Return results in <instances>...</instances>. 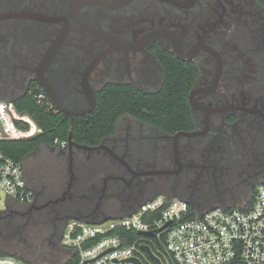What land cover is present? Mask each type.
<instances>
[{
	"label": "flooded vegetation",
	"instance_id": "af4514ba",
	"mask_svg": "<svg viewBox=\"0 0 264 264\" xmlns=\"http://www.w3.org/2000/svg\"><path fill=\"white\" fill-rule=\"evenodd\" d=\"M169 61L190 71L192 122L170 132L124 114L97 143L40 144L25 159L34 202L0 208L12 234L21 223L41 227L43 239L68 254L61 236L71 218L126 215L159 194L200 211L251 203L264 181V6L0 0V99L14 102L35 87L71 121V113L93 112L108 84L160 93ZM31 158L42 161L35 171Z\"/></svg>",
	"mask_w": 264,
	"mask_h": 264
},
{
	"label": "built area",
	"instance_id": "2783aa9c",
	"mask_svg": "<svg viewBox=\"0 0 264 264\" xmlns=\"http://www.w3.org/2000/svg\"><path fill=\"white\" fill-rule=\"evenodd\" d=\"M39 101L48 99L45 92ZM50 107V100L48 99ZM29 124L28 130L13 126ZM0 141L35 136L41 132L13 101L0 99ZM34 132L33 134H31ZM0 189L24 204H32L35 190L28 182L24 164L0 150ZM152 232L126 243L120 230ZM147 244L160 263L141 248ZM61 245L78 264H264V181L251 203L236 207L215 206L200 211L185 200L163 194L144 201L133 212L87 222L71 218L64 226ZM155 248V250H154ZM0 264H31L14 255H0Z\"/></svg>",
	"mask_w": 264,
	"mask_h": 264
},
{
	"label": "trees",
	"instance_id": "16d2710c",
	"mask_svg": "<svg viewBox=\"0 0 264 264\" xmlns=\"http://www.w3.org/2000/svg\"><path fill=\"white\" fill-rule=\"evenodd\" d=\"M259 2L264 6V0H259ZM164 70V88L157 94L143 93L132 85L108 84L98 94L96 109L90 114L75 117L73 127H71L70 116L63 113L57 114L49 106L48 99L39 101L37 95L43 90L33 87L32 92L15 100L14 105L20 114L30 116L41 132L28 138L1 140L0 150L13 159L23 162L25 168L27 155L40 144L68 141L70 132H72L74 141L97 143L103 137L114 133L118 119L124 114H131L167 131L174 132L192 122L188 104V92L192 77L188 69L176 64L175 61L167 62L164 65ZM13 126L29 129V124L23 121H15ZM28 182L34 190L37 189L29 179ZM119 233L126 243L142 237L137 231L123 229ZM30 238L32 241L44 244L40 247L41 249L47 248L48 241L39 237ZM50 246L53 247L51 244ZM40 248L36 250L43 253ZM2 254L14 255L31 264H44L43 262H30L18 253L0 251V255ZM66 256L68 259L61 264H78L76 256H71L69 253Z\"/></svg>",
	"mask_w": 264,
	"mask_h": 264
},
{
	"label": "rangeland",
	"instance_id": "374dc122",
	"mask_svg": "<svg viewBox=\"0 0 264 264\" xmlns=\"http://www.w3.org/2000/svg\"><path fill=\"white\" fill-rule=\"evenodd\" d=\"M30 128V126H29ZM31 161L32 158H31ZM34 162V161H33ZM42 163L41 160H37L35 158V162L33 170L37 169L36 165H39ZM0 208L4 209L7 207V204L12 201V198H10L5 191L0 189ZM14 223L19 226L20 223H18V218H14ZM4 219L0 220V251L1 252H8V253H18L22 257L26 258L28 261L36 263V262H43L44 264H61L64 263L68 257L64 252H58L55 248L51 247L49 243L46 244L47 248L41 249L40 247L44 244H41L37 241H32L31 236L28 234L29 230L33 229V232L39 233L42 228L36 227L34 225L28 224V227H21L22 223L19 227V234L15 235L11 233V230L8 228V226L11 225H5ZM30 226V227H29ZM39 238L43 239V235H41V232L39 233ZM37 248H40L43 250V253H40L39 250H36Z\"/></svg>",
	"mask_w": 264,
	"mask_h": 264
},
{
	"label": "water",
	"instance_id": "95a60500",
	"mask_svg": "<svg viewBox=\"0 0 264 264\" xmlns=\"http://www.w3.org/2000/svg\"><path fill=\"white\" fill-rule=\"evenodd\" d=\"M48 95H49V99H50L53 103H55L54 96H53L50 92H49ZM82 113H83V112H80V113H71V116H72L71 127H73V123H74V117H75V115H79V114H82ZM0 129H2V125H1V123H0ZM69 140L71 141V143L74 144V142H73V140H72V132H70ZM0 199H1V196H0ZM7 206H8V204H7ZM140 234L152 235L153 233H152V232H144V231H141ZM141 248H142L144 251H146V252L149 254V256H150L154 261H156L157 263H160L159 258L154 254L153 250L151 249V247H150L149 245H147V244H143V245H141ZM129 260H130V261H134V262H136V263H138V264H142L141 261H140L138 258H135V257L130 258Z\"/></svg>",
	"mask_w": 264,
	"mask_h": 264
},
{
	"label": "bare ground",
	"instance_id": "6f19581e",
	"mask_svg": "<svg viewBox=\"0 0 264 264\" xmlns=\"http://www.w3.org/2000/svg\"><path fill=\"white\" fill-rule=\"evenodd\" d=\"M34 132H32L31 134H33Z\"/></svg>",
	"mask_w": 264,
	"mask_h": 264
}]
</instances>
